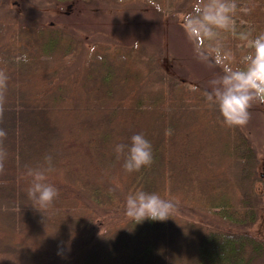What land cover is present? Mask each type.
Returning a JSON list of instances; mask_svg holds the SVG:
<instances>
[{
	"label": "trees",
	"instance_id": "obj_1",
	"mask_svg": "<svg viewBox=\"0 0 264 264\" xmlns=\"http://www.w3.org/2000/svg\"><path fill=\"white\" fill-rule=\"evenodd\" d=\"M51 1L71 9L81 0ZM147 1L158 11L175 4ZM7 2L0 0V10ZM220 5L234 6V14L226 13L237 16L233 27L205 18ZM21 11L17 24L30 23ZM183 22L200 29L195 38L204 50L249 54L251 46L234 42L264 33V0H196ZM12 27L0 23V264L262 263L263 234L204 231L191 221L179 224L172 213L163 221L129 218L94 236V207H125L127 196L141 190L254 224L253 193L242 189L252 172V140L242 124L224 123L207 86H189L159 62L165 78L155 63L140 67L150 48L140 39L92 43L90 58L72 65L83 48L75 33L53 25ZM246 66L243 59L237 69ZM134 133L151 141L153 160L128 172L114 146L131 143ZM231 161L240 170L234 190L226 169ZM29 169L45 171L57 188L47 209L38 210L28 196Z\"/></svg>",
	"mask_w": 264,
	"mask_h": 264
},
{
	"label": "rangeland",
	"instance_id": "obj_2",
	"mask_svg": "<svg viewBox=\"0 0 264 264\" xmlns=\"http://www.w3.org/2000/svg\"><path fill=\"white\" fill-rule=\"evenodd\" d=\"M21 2V5H20ZM173 7L158 11L147 0H81L75 4V8H66L61 5L53 6L51 0H8L5 7L0 10V23L10 21L12 28L18 26L45 27L49 25L62 27L67 33H75L82 40V50L74 58L72 65H81L90 57L88 49L92 43L129 44L135 38L143 41V45L149 46L148 52L141 55L140 67L145 68L148 63L154 69L158 62L163 71L168 74H177L188 80L190 86L199 81L207 86L208 91L212 87V80L225 74V65L232 70H238L240 61L245 60L246 52H236L227 49L226 54H215L210 49L204 50L196 42L195 36H190V28L183 22V17L188 10L196 6V0H174ZM28 8V10L26 9ZM26 13L30 23L17 24L16 17ZM37 14H36V13ZM129 12L138 17L131 18L123 14ZM231 14L235 13L234 6L229 9ZM123 14V15H122ZM229 16L226 24L229 26L236 23L237 16ZM136 20V21H134ZM123 21H129L123 22ZM125 24V25H124ZM128 24V25H127ZM136 29V30H135ZM134 30V31H133ZM143 31V35L137 33ZM110 36V37H109ZM136 36H139L136 37ZM233 40V39H230ZM234 41V40H233ZM253 40L247 39L236 43L238 46L244 44L251 46ZM200 53H203L201 56ZM93 59V57H91ZM146 61V62H145ZM159 67V66H158ZM157 67V68H158ZM158 74L163 77L161 68ZM194 67L198 69H194ZM161 74V75H160ZM187 74V75H186ZM176 75V76H177ZM159 78V77H158ZM156 78V79H158ZM160 83L159 86H162ZM212 107V106H211ZM216 109L219 108L215 105ZM250 115L246 123L242 124L245 133L251 138L253 153L252 172L245 179L242 189L253 193L251 199L257 207V219L249 227L244 224H235L214 213V209H203L184 204L174 200L172 214L179 224L191 221L202 230L221 229L225 231H248L256 235H264V112L263 106L254 101L248 109ZM220 113V111H219ZM234 162H229L228 176L232 181L231 189L238 188L240 170ZM168 199L166 197H162ZM234 199V202H236ZM237 205H241L238 201ZM95 212L94 236H101L105 232L122 228L124 221L129 219L125 213V207L98 208ZM264 264V260L262 263Z\"/></svg>",
	"mask_w": 264,
	"mask_h": 264
},
{
	"label": "clouds",
	"instance_id": "obj_3",
	"mask_svg": "<svg viewBox=\"0 0 264 264\" xmlns=\"http://www.w3.org/2000/svg\"><path fill=\"white\" fill-rule=\"evenodd\" d=\"M229 8L220 5L215 13L206 12L205 18L217 24L225 25L229 19ZM199 28L190 29V36H199ZM205 34H210L205 28ZM254 52L245 56V70H232L225 65V74L212 80L208 100L214 103L226 125L244 124L249 118V107L254 101L264 103V33H260L251 42ZM202 56L203 53H200ZM3 132L0 131V135ZM131 143H117L114 151L124 154L123 167L128 172L149 166L153 160L151 141L142 133H134ZM50 161V157H46ZM31 183L28 196L35 202L38 210L47 209L57 196V188L47 180L45 171L29 169ZM174 204L172 200L162 198L156 192L138 191L126 198L125 213L136 223L149 220H165L171 217Z\"/></svg>",
	"mask_w": 264,
	"mask_h": 264
}]
</instances>
